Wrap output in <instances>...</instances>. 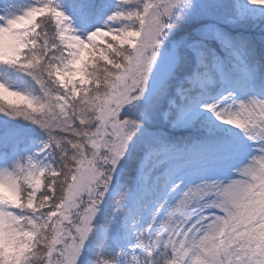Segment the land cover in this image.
<instances>
[{
  "label": "snow or ice",
  "instance_id": "6c2138e0",
  "mask_svg": "<svg viewBox=\"0 0 264 264\" xmlns=\"http://www.w3.org/2000/svg\"><path fill=\"white\" fill-rule=\"evenodd\" d=\"M0 264H264V0H0Z\"/></svg>",
  "mask_w": 264,
  "mask_h": 264
}]
</instances>
